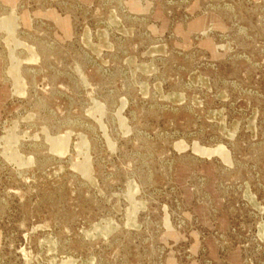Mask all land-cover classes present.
<instances>
[{
    "label": "rangeland",
    "instance_id": "obj_1",
    "mask_svg": "<svg viewBox=\"0 0 264 264\" xmlns=\"http://www.w3.org/2000/svg\"><path fill=\"white\" fill-rule=\"evenodd\" d=\"M0 264H264V0H0Z\"/></svg>",
    "mask_w": 264,
    "mask_h": 264
}]
</instances>
